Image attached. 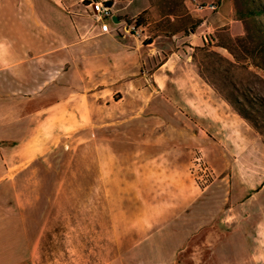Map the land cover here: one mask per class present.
<instances>
[{
	"label": "rangeland",
	"instance_id": "1",
	"mask_svg": "<svg viewBox=\"0 0 264 264\" xmlns=\"http://www.w3.org/2000/svg\"><path fill=\"white\" fill-rule=\"evenodd\" d=\"M108 1L143 42L121 27L100 35L87 0H0V119L13 121L0 125V264H192L176 257L173 214L158 220L184 180L195 188L197 151L216 180L228 169L231 156L203 125H249L264 145V0H135L127 10L129 0ZM209 1L222 2L233 28L188 49L177 41L213 16L191 4ZM183 46L167 81L154 82ZM231 234L203 264H251V243Z\"/></svg>",
	"mask_w": 264,
	"mask_h": 264
},
{
	"label": "crops",
	"instance_id": "2",
	"mask_svg": "<svg viewBox=\"0 0 264 264\" xmlns=\"http://www.w3.org/2000/svg\"><path fill=\"white\" fill-rule=\"evenodd\" d=\"M134 1L129 0L120 10L129 9ZM147 9L148 5L146 4L131 14V17H135ZM223 9V4L220 2L218 10L213 13V16H209L197 27L196 31L199 32L195 39L189 36L181 38L177 42L181 41V44L185 43L188 49L193 50L192 48L203 45L204 39H207V36L209 37L214 31L224 27H227V30H232L235 21ZM2 13L3 11L0 10V18L3 16ZM236 30L237 33H240L239 27H236ZM187 46L171 51L153 72L154 82H156L155 78H159L161 82L167 81L166 76L170 72L173 73V69L169 68L178 63L176 60H180L178 57L180 51L184 53L183 48ZM2 50L0 48V66H3L6 60ZM115 59L121 60L118 57ZM163 72L165 77L162 76ZM156 75L158 76L156 77ZM190 76L193 81L198 83L200 90L213 93L210 86L198 73H192ZM74 115L77 119V115ZM49 118L50 116L47 115L44 119ZM11 122L13 123L5 118L0 119V125L12 124ZM203 126L208 131L212 130L211 134L216 138L215 144L220 146L223 153L231 156L228 169L223 172L224 174L219 180L204 190H200L195 184V188L184 184L186 182L184 180L183 186H178L179 188L176 190V201L173 208L165 207L164 215L159 218L158 224H162L163 221L167 223L169 215L173 214L174 224L178 226L175 241L182 243L175 251L177 252L176 257L187 256L195 260L192 264L205 263L204 259L212 257L216 252L213 249V243L233 235L231 233H239L242 241L251 243L244 256L250 259L251 264H254V262H258L257 258L264 257L261 243L264 240V145L259 135L249 125ZM2 172L5 170L3 169ZM15 224L16 221L10 222V226L19 228ZM0 227L5 230V217L1 215ZM235 227L243 228L239 231ZM14 228L12 236L16 233ZM0 256L5 257L1 252Z\"/></svg>",
	"mask_w": 264,
	"mask_h": 264
},
{
	"label": "built area",
	"instance_id": "3",
	"mask_svg": "<svg viewBox=\"0 0 264 264\" xmlns=\"http://www.w3.org/2000/svg\"><path fill=\"white\" fill-rule=\"evenodd\" d=\"M108 0H87L86 8L96 22L100 23L99 33L101 35H110L116 32V27H121L124 34L130 35L134 39L144 41L142 36V27L123 24L115 15L113 6H107ZM218 10V4L214 1L209 2H193L191 11L196 14L215 13ZM112 17L118 19V23L112 21ZM206 41V39H204ZM189 175L200 190L208 188L217 178L215 170L205 160L203 154L197 151L191 161L189 167Z\"/></svg>",
	"mask_w": 264,
	"mask_h": 264
},
{
	"label": "trees",
	"instance_id": "4",
	"mask_svg": "<svg viewBox=\"0 0 264 264\" xmlns=\"http://www.w3.org/2000/svg\"><path fill=\"white\" fill-rule=\"evenodd\" d=\"M112 1H107V3H106V5L107 6H112ZM170 16H173V17H175L176 18V15L174 14V13H172V11H170L169 13H166L165 14V17L169 20L170 19ZM148 43H151V41H148ZM221 47H223V48H225V49H227V50H230L227 46H221ZM241 116H243V118H245V119H248L247 117H245V115L243 114V113H239Z\"/></svg>",
	"mask_w": 264,
	"mask_h": 264
},
{
	"label": "water",
	"instance_id": "5",
	"mask_svg": "<svg viewBox=\"0 0 264 264\" xmlns=\"http://www.w3.org/2000/svg\"><path fill=\"white\" fill-rule=\"evenodd\" d=\"M112 21L114 23H118V19L116 17H112ZM191 31H193L194 33H196V29H194V28Z\"/></svg>",
	"mask_w": 264,
	"mask_h": 264
}]
</instances>
